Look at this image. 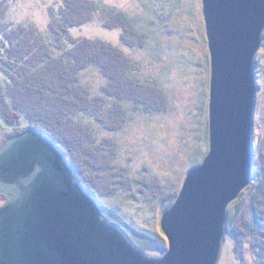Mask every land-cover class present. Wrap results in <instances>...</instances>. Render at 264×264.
Listing matches in <instances>:
<instances>
[{
    "label": "water",
    "instance_id": "95a60500",
    "mask_svg": "<svg viewBox=\"0 0 264 264\" xmlns=\"http://www.w3.org/2000/svg\"><path fill=\"white\" fill-rule=\"evenodd\" d=\"M203 14L210 148L163 214L164 256L149 258L111 225L56 143L30 130L0 149V264H218L229 206L253 178L264 0H203Z\"/></svg>",
    "mask_w": 264,
    "mask_h": 264
},
{
    "label": "rangeland",
    "instance_id": "374dc122",
    "mask_svg": "<svg viewBox=\"0 0 264 264\" xmlns=\"http://www.w3.org/2000/svg\"><path fill=\"white\" fill-rule=\"evenodd\" d=\"M93 1L101 12L95 13L88 23L71 28L70 34L75 38L100 40L117 47L134 63L135 79L157 89L152 93L155 100L150 102L154 104L151 107L148 103L137 106L106 98L105 113L98 119L86 114L76 115L82 125L100 134L98 143L106 138L117 151L114 171H117L118 178H105L99 182L104 186L99 185L102 190L97 188V202L103 217L111 225H118L117 228L130 242L132 240L139 245L148 240L144 244L150 251L142 252L149 258L159 259L169 248L161 228L163 214L175 203V194L179 195L190 170L203 163L210 148L212 65L203 0ZM63 2L5 0L1 23L13 27H34L49 42L62 41L50 35L49 25ZM108 10L127 15L136 33L127 32L124 42L122 29L108 27L110 13H104ZM263 51L261 48L255 61L259 85L254 116L255 142L264 135ZM83 80L95 96L103 95L107 79L99 70L93 67L86 69ZM0 81L8 84L3 76ZM116 104L125 109L124 122L122 128L110 131L106 126L112 120L108 113ZM22 112L19 126L7 125L0 113V145L20 128L28 127L27 116ZM114 171L111 170L107 176L113 177ZM165 195L170 198L163 204ZM242 197L240 195L229 208L237 207ZM7 202L8 197L0 195V208ZM244 202L245 206L250 205L245 198ZM168 205L171 206L166 208ZM163 243L165 252L157 248ZM241 244L242 253H236V240L225 231L218 264H259L249 240L241 239Z\"/></svg>",
    "mask_w": 264,
    "mask_h": 264
},
{
    "label": "trees",
    "instance_id": "16d2710c",
    "mask_svg": "<svg viewBox=\"0 0 264 264\" xmlns=\"http://www.w3.org/2000/svg\"><path fill=\"white\" fill-rule=\"evenodd\" d=\"M4 2L0 0V77L3 76L8 84L0 81V113L9 126L21 124V109L28 119V127L20 128L10 139L30 130L42 131L59 147L77 182L99 201L97 188L102 190L99 185L104 186L99 182L117 177L114 171L116 147L106 138L98 143L100 134L82 125L76 115L86 114L98 119L105 113L106 98L137 106L148 103L151 107L154 104L150 102L155 100L152 93L157 89L135 79L134 63L117 47L70 34L71 28L88 23L95 13L101 12L93 0H64L49 25L50 35L62 40L53 43L34 27L3 25ZM104 13H110L109 28L123 30L124 42L127 32H135L127 15L115 10ZM91 67L107 79L101 96H95L83 83V73ZM124 112L125 109L117 104L110 109L108 115L112 120L106 124L108 130L122 128ZM262 130L264 133V117ZM10 139L1 143L0 149ZM111 170L115 172L113 177L107 176ZM241 195V203L228 209L225 231L236 240V253H242L241 239H248L259 264H264V135L258 142L254 139L253 178ZM177 197L175 194V199ZM169 198L165 195L163 204ZM244 198L250 202L248 207ZM147 241L139 245L132 240L131 243L147 253L150 251L144 244ZM157 246L159 251H164V243Z\"/></svg>",
    "mask_w": 264,
    "mask_h": 264
}]
</instances>
